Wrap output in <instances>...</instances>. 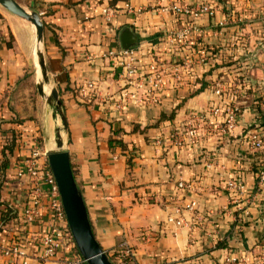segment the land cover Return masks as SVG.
<instances>
[{
    "label": "crops",
    "instance_id": "obj_1",
    "mask_svg": "<svg viewBox=\"0 0 264 264\" xmlns=\"http://www.w3.org/2000/svg\"><path fill=\"white\" fill-rule=\"evenodd\" d=\"M17 1L46 11L41 18L51 88L63 102L65 147L102 249L120 262L119 253L128 249L136 264H222L232 251L248 260L257 255L264 247V187L254 167L264 153L249 151L245 135L264 122V0ZM201 4L214 14L192 19L172 10ZM106 5L118 9L110 23L101 14ZM189 25L195 29L188 44L168 42L169 33ZM126 28L138 36L135 81L148 74L153 57L178 67L166 73L157 102L119 107L127 86L110 54L124 49ZM200 46L209 57L195 62L191 56ZM34 52L31 27L0 11V264H63L79 253L76 243H62L44 260L43 236L54 221L45 210L36 218L26 215L31 180L21 174L25 160L37 150L48 162L46 152L56 146L48 143L59 126L54 106L32 88L38 78ZM218 80L245 87L237 126L227 135L194 118L216 101ZM88 81L97 85L89 100L79 94ZM138 96L145 98L144 90ZM196 124L200 135L192 143L184 133ZM14 137L13 151H4ZM238 176L245 187L234 198L227 181ZM180 182L191 188L181 189ZM191 201L194 210L186 208ZM7 206L17 216L3 224ZM9 245L24 256L5 254Z\"/></svg>",
    "mask_w": 264,
    "mask_h": 264
},
{
    "label": "built area",
    "instance_id": "obj_2",
    "mask_svg": "<svg viewBox=\"0 0 264 264\" xmlns=\"http://www.w3.org/2000/svg\"><path fill=\"white\" fill-rule=\"evenodd\" d=\"M126 9L133 11L130 4L126 3ZM172 10L175 13H182L188 15L192 19H197L203 14L213 15L214 11L211 5L201 4L198 6H173ZM41 17L46 15V11L38 12ZM101 14L106 21L110 23L118 15V9L112 6H104L101 10ZM192 27V29H191ZM195 29L192 25L185 27L184 29L173 31L169 33L168 42L171 45L184 46L189 43L191 31ZM139 48V47H138ZM137 48V49H138ZM134 47L130 49H123L119 52H111L110 56L114 59L115 64L119 65L122 69L118 75L119 80L123 82L126 88L122 90V98L120 99L119 107L127 102L135 101L136 103L143 104L146 102H157L158 96L164 87V78L169 70L176 71L178 67H170L168 65L159 63L156 57H153L148 64V74H142V78L135 81L133 77L137 72L135 70V63L137 61V53L140 49ZM196 55V57H195ZM195 55H192V59L195 62H204L209 57V52L206 47L200 46ZM177 81H181L180 74L176 75ZM135 87L136 91H130V87ZM139 90H144L145 98L138 96ZM97 91V85L94 81H88L79 89L80 97L84 99H91L95 96ZM245 92V87L241 84L223 83L222 81H216L213 86V93L216 97V101L210 106L209 110L196 115L194 118L199 123H206L207 121L212 128L219 130L222 135L231 133L237 126L240 116V108L237 105L238 98ZM257 108L259 106L257 105ZM264 123V122H263ZM257 122L254 124L245 135V142L248 146V150L255 153L264 151V124ZM199 124L191 125L186 131L185 135L189 137L190 142L194 143L199 138ZM181 142L183 139L180 140ZM179 141V144L181 142ZM41 153L39 151H33L31 156L25 160L24 169L21 174L27 175L31 180L30 200L26 208V215L30 218H36L40 216V212L45 210L54 221L52 229L43 236V243L45 250L42 258L48 260L55 256L59 251L62 243H68L75 246L73 234L71 232L66 213L63 207L61 195L59 192L58 184L55 176L46 161L41 162ZM45 157V156H44ZM257 185L260 188L264 187V165H260L256 172ZM191 183L186 184L179 183L181 189L189 190ZM245 183L241 177L231 178L227 181V189L233 194L234 198L238 197L243 192ZM233 198V199H234ZM196 202L191 201L186 208L188 210H194ZM173 221V218H170ZM176 223L180 225L181 220H177ZM4 253L13 257L24 256L23 251L19 246H7L4 248ZM130 251L119 253V257L123 260ZM23 264H28L27 261H23ZM63 264H88L81 254H72L64 260ZM222 264H264V247L260 252L253 256L251 260H248L245 253H237L235 251L229 252Z\"/></svg>",
    "mask_w": 264,
    "mask_h": 264
},
{
    "label": "water",
    "instance_id": "obj_3",
    "mask_svg": "<svg viewBox=\"0 0 264 264\" xmlns=\"http://www.w3.org/2000/svg\"><path fill=\"white\" fill-rule=\"evenodd\" d=\"M0 5L35 27L36 55L40 70V79L36 85L37 91L39 95L46 99L47 105L54 106L63 125L56 128V146L48 150L46 156L58 184L63 207L77 249L88 264H114L93 233L83 197L73 174L69 150L65 147L63 137V131L67 130L63 102L56 88H51L50 93L46 91V87L50 86L51 81L45 53L42 49L44 45V22L37 11L27 10L17 0H0ZM121 43L124 49L135 47L138 45V36L130 28H126L121 33Z\"/></svg>",
    "mask_w": 264,
    "mask_h": 264
},
{
    "label": "rangeland",
    "instance_id": "obj_4",
    "mask_svg": "<svg viewBox=\"0 0 264 264\" xmlns=\"http://www.w3.org/2000/svg\"><path fill=\"white\" fill-rule=\"evenodd\" d=\"M20 2H21V0H19ZM22 5L27 9V10H29V11H35V10H33V9H31L30 7H28L27 5H25L24 3H22ZM0 11H2V13H5L6 15H9V16H11V17H14L15 19H18V20H20V21H22V23H24V25H27L28 27H31V37H32V41H33V50L35 49V52H34V59H35V65H37V70H38V72H37V76H38V78H36V81L38 82L39 81V79H40V70H39V66H38V59H37V55H36V33H35V29L30 25V23H28L27 21H25L24 19H22V18H20V17H18L17 15H15V14H13V13H11V12H9L7 9H5L2 5H0ZM38 12V11H37ZM11 40H12V38H11ZM23 44V43H22ZM21 43H20V49L21 50H23V45H22ZM42 49L44 50V45L42 46ZM34 82H32V88H34L35 90L37 89V87H36V85H37V83H34ZM50 88H51V83H50V86L49 87H46V91H47V93L49 92L50 93ZM37 94H39L38 93V91H37ZM248 104H250V103H248ZM238 105V107L239 108H241V106L242 105H240V104H237ZM58 118H59V126L58 127H62L63 125H62V122H61V118H60V116L58 115ZM65 132L63 131V136L65 135L64 134ZM56 137V132L55 133H53L52 134V141H51V143H48V146H52V147H54L55 146V141H54V138ZM115 259V261H117V262H119V263H121L119 260H118V258H114ZM112 261V260H111Z\"/></svg>",
    "mask_w": 264,
    "mask_h": 264
},
{
    "label": "trees",
    "instance_id": "obj_5",
    "mask_svg": "<svg viewBox=\"0 0 264 264\" xmlns=\"http://www.w3.org/2000/svg\"><path fill=\"white\" fill-rule=\"evenodd\" d=\"M12 38V36H11ZM12 43H9V47H11ZM232 64H230L229 66H231ZM236 68V67H235ZM234 69V68H233ZM257 103V105L259 106V101H255ZM56 114L57 111H56ZM16 138L14 137L10 142H6L5 147L3 148V150H7L9 153H11L13 151V149L15 148V146L17 145L16 142ZM263 152L260 153H255V154H259L260 156L263 155ZM253 165V164H252ZM260 165H264V162H261ZM258 170V166L254 167V172L256 173ZM16 208L12 207V206H7L6 211L4 212L3 216H2V222L3 224H6L7 222H9L10 220H12V218H14L16 215ZM110 259L113 261L114 264H136V262L133 260V258L131 257V255H127L123 260H121V263L115 261L114 259V255H109Z\"/></svg>",
    "mask_w": 264,
    "mask_h": 264
},
{
    "label": "bare ground",
    "instance_id": "obj_6",
    "mask_svg": "<svg viewBox=\"0 0 264 264\" xmlns=\"http://www.w3.org/2000/svg\"><path fill=\"white\" fill-rule=\"evenodd\" d=\"M30 25L35 29L34 25H32V24H30Z\"/></svg>",
    "mask_w": 264,
    "mask_h": 264
}]
</instances>
